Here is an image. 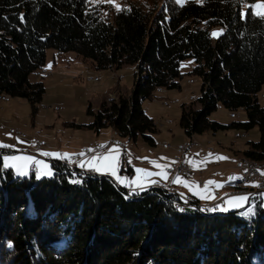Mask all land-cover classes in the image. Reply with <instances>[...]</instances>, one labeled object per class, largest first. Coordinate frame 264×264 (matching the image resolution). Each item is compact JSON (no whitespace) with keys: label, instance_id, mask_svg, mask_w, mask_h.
I'll return each mask as SVG.
<instances>
[{"label":"trees","instance_id":"obj_1","mask_svg":"<svg viewBox=\"0 0 264 264\" xmlns=\"http://www.w3.org/2000/svg\"><path fill=\"white\" fill-rule=\"evenodd\" d=\"M256 1L125 0L118 11L89 0H0V97L23 98L37 110L45 85L30 75L44 67L49 48L74 51L97 70L135 66L130 95L90 109L91 126L155 144L146 133H157L156 125L143 103L157 89H180V64L190 57L201 87L183 105L186 136L257 127L260 139L248 141L244 155L262 162L264 18L249 6L243 15ZM216 25L224 31L214 39ZM220 104L234 115L243 109L247 120H212ZM5 153L0 149V264H264L260 203L254 217L219 211L224 205L180 212L175 204L184 197L176 192L152 186L132 193L67 161H52L51 177L38 179L37 170L17 176L5 167Z\"/></svg>","mask_w":264,"mask_h":264},{"label":"rangeland","instance_id":"obj_2","mask_svg":"<svg viewBox=\"0 0 264 264\" xmlns=\"http://www.w3.org/2000/svg\"><path fill=\"white\" fill-rule=\"evenodd\" d=\"M124 1L115 0V3H104L110 4L117 10L115 5L119 4L122 8ZM186 1L182 0L179 4H184ZM257 2L259 0L244 5L243 15H246L249 5ZM98 3H91V5L96 6ZM252 10L254 13L256 11L264 12V9L254 10L252 8ZM223 31L224 27L221 25L213 26L210 29L214 39L218 38ZM213 32H217V35L213 36ZM193 64L194 60L190 57L181 61L180 89H157L153 99L144 101V110L156 125L157 133H146L147 136L155 139L156 144H153L143 135L133 139L119 134L110 125L100 129L91 126L94 122V115L89 112L90 109L95 113L100 112L105 105L109 106L113 101L118 102L122 97L130 95L134 84L135 66L123 65L117 68L97 70L74 51L61 52L49 48L44 67L30 75L31 81H42L45 85V94L38 104V109L33 110L31 104L23 98L0 97V143L13 146L1 147L7 151L3 154L4 165L7 156H30L33 160L28 162L26 168H23V172L26 174L21 175L16 167H9L14 170L17 176L31 177L33 171H36L32 167L35 164L38 173L35 177L41 179L54 174L51 165L54 160H73L74 157L79 156L83 158L82 162L86 163L92 157L107 154L115 147L119 153L117 174L121 178H128L129 183L121 182L107 170L98 172L89 167H85V169L97 175L109 176L129 192L144 191L155 186L156 182H162L172 190L175 189L171 185L175 187L182 197L196 196L202 202H207L209 197H215L217 194H222L221 197L226 195L227 205L223 208H227V211L238 210L244 216L254 217L256 215V200H250L249 194L245 192L252 186L253 188L257 186V183L248 181L244 184L242 192L237 191L232 194V191H236L234 185L227 182H230L228 175L233 170H236L237 174L240 173V163L242 167V159L246 157L244 151L241 153L242 149L239 147H248V141H258L260 139L259 130L257 127L249 131L243 128L228 127L217 132L208 131L195 137H186L180 127L183 105L188 106L195 101L200 95L201 87L199 76L191 74ZM257 98L264 107V86L257 93ZM236 113L234 115L233 111L220 104L218 109L212 113L211 119L225 125L234 121L244 122L247 120L243 109L237 110ZM169 130H172L175 135H171ZM226 148L233 151L236 149L237 153L223 154L222 149ZM45 152L70 155H44ZM183 152H186L184 161L191 172L186 175H178L183 177L191 187L175 183V178L178 175L169 172L178 162V153ZM237 154L241 158L235 169L232 163H237ZM36 161L41 163L37 164ZM153 162L167 166L164 169L167 179L158 175L146 177L144 173L136 172L137 168L147 169L153 173L159 172L161 169L157 168ZM17 163L23 164V161ZM67 163L71 168L86 171L79 163L75 167H72L74 162L67 161ZM260 163L264 164V161ZM44 164L48 165L50 174H43L48 171L44 169ZM262 170L261 172L264 173ZM90 171L86 172L90 173ZM138 176L142 178V187L130 183ZM153 180L156 182L152 183ZM232 180L233 178H231ZM207 181H216L217 183L209 184L208 189L204 190V184ZM197 185L199 188L196 187ZM241 195L247 197L246 201L232 200V197ZM261 197L264 207V192H261ZM194 201L197 202L195 199ZM237 204L239 206H235ZM223 208L219 211L226 212L222 210Z\"/></svg>","mask_w":264,"mask_h":264},{"label":"snow or ice","instance_id":"obj_3","mask_svg":"<svg viewBox=\"0 0 264 264\" xmlns=\"http://www.w3.org/2000/svg\"><path fill=\"white\" fill-rule=\"evenodd\" d=\"M89 2L90 3H96V2H99V3H104V2L115 3V0H89ZM177 2L181 3L182 0H177ZM115 6H116L118 11L121 10L119 4H116ZM249 7L253 8L254 10L255 9H264V0H259V2L255 3L253 5H249ZM255 14L258 15V16H262V18H264V12L256 11ZM21 19H23V15L22 14H21ZM221 32H222V30H221ZM212 35L216 36L217 32H213ZM0 147L9 148V147H13V146L0 143ZM118 154H119L118 153V149L114 147L107 154H104V155H102L100 157H92L86 163L85 162H81L80 166L81 167H89V168L94 169V170H96L98 172L106 171V170L110 171L111 174L115 175L117 177V179L120 180L121 182L129 183L128 178H126V177L125 178H121L117 174V164H118L117 156H118ZM44 155L68 156L70 154H66V153L65 154H55V153H47V152H45ZM81 155H83V153H81ZM221 158H224V157H221ZM31 160H33V158L30 157V156H7V157H5V167H9V166L16 167L17 170L20 172V174L24 175L26 173L23 172V168H26L28 166V162L31 161ZM20 161H23V164L17 163V162H20ZM36 163L40 164L41 162L40 161H36ZM153 163H154V165L157 168L161 169L159 172L153 173V172H151V171H149L147 169H139V168L136 169V172L137 173H144L146 177H151L153 175H158V176H162L163 178L167 179V173L164 171V169L167 166L159 164L157 162H153ZM43 167H44V169L48 170V171H45L43 174H45V175L50 174V170L48 169V165L44 164ZM72 182L73 183H78L79 181L74 180ZM151 182L155 183L156 181L153 180ZM174 182L175 183H182L185 186L191 187L188 184V182L183 177H181L179 175L175 178ZM130 183L136 184V186H138V187H142L143 186L142 178L139 177V176L135 180L131 181ZM216 183H217L216 181H207V182H205L204 190L208 189V185L209 184H216ZM196 187L199 188L198 185ZM209 198H211V197H209ZM246 199H247V197L244 196V195L232 197V200H235V201H246ZM235 206H239V205L237 204ZM222 210L227 211L228 209L227 208H223Z\"/></svg>","mask_w":264,"mask_h":264},{"label":"built area","instance_id":"obj_4","mask_svg":"<svg viewBox=\"0 0 264 264\" xmlns=\"http://www.w3.org/2000/svg\"><path fill=\"white\" fill-rule=\"evenodd\" d=\"M185 153L186 152L178 153V155H177L178 162H177V164H175L173 169H171L169 171L171 174L176 173V175H178V174H185L186 175V174L191 172L190 168L188 166H186V164L184 162V154ZM81 162H82L81 158H76V160L72 164V167L77 166L78 163L81 164ZM32 167L37 170V167L35 166V164ZM240 172H241V174H240L239 178L235 179L234 185H237V181H240V179H245V178L256 179V177L258 175L256 173H253L252 171H247V170L246 171H240ZM155 186L160 188V189L169 190L170 192H175V191L171 190L170 188H168L167 185L162 184V183H157ZM260 192H264V187H257L255 191L251 192V194L256 195ZM223 205H224V200H219L218 202H215V203L204 204L201 202H196V201H194V198H189V197L184 198V202H179V203L175 204V206L185 207L186 209H189V210L199 208L202 211H209V209H211V208H219V207H222Z\"/></svg>","mask_w":264,"mask_h":264},{"label":"crops","instance_id":"obj_5","mask_svg":"<svg viewBox=\"0 0 264 264\" xmlns=\"http://www.w3.org/2000/svg\"><path fill=\"white\" fill-rule=\"evenodd\" d=\"M183 131V130H182ZM116 132L118 133V131L116 130ZM169 133L171 134V135H175L173 132H172V130H169ZM183 133H184V131H183ZM247 133V132H246ZM184 135H186L185 133H184ZM202 135V134H201ZM187 137V136H186ZM195 137V136H194ZM154 142H155V144H156V141H155V139H154ZM239 145H241V144H239ZM247 146V145H246ZM239 148H241L242 149V152L241 153H243V151H245V150H247L248 148H249V146L248 147H239ZM0 149H2L1 147H0ZM6 150V149H5ZM223 150V154H228V155H231L232 153H237V150L236 149H234V151L233 150H227V148L226 149H222ZM50 157V156H49ZM48 157V158H49ZM75 159H73V160H67V159H64L63 161H69V162H74L75 160H76V158H80L79 156H77V157H74ZM241 158V156L239 155V154H237V163H232V166H233V168H237V165H238V162H239V159ZM83 158H81V160H82ZM185 162V161H184ZM186 164V163H185ZM189 167V166H188ZM84 169H85V167H84ZM86 170V169H85ZM86 171H90V170H86ZM225 171H227V170H225ZM239 171H241V163H240V170ZM91 172V171H90ZM236 172V170H233L228 176V178H230V182H227V183H230V185L232 184V185H234V181H235V179H237V178H239V176H240V174H241V172L239 173V174H237V173H235ZM38 174V173H37ZM231 178H233V180L231 181ZM157 183H162V182H156L154 185H156ZM166 185V184H165ZM171 185V184H170ZM168 186V185H167ZM171 187L172 188H174L175 189V191L178 193V191H177V189L175 188V187H173L172 185H171ZM253 187V186H252ZM150 188V187H149ZM235 188V190L237 189L236 187H234ZM237 191H239V192H242V190H236V191H232L231 193L233 194V193H236ZM132 193H134V191H131ZM138 192V191H137ZM249 192V189H248V191L247 192H245V193H248ZM179 194V193H178ZM180 195V194H179ZM221 195L222 194H217V195H215V197H211L210 199H208V201L207 202H202L201 201V199H199L198 197H196V196H187V197H192V198H195L196 200H199V202H201V203H204V204H208V203H215V201L217 202V200H219V199H221V200H224V206L223 207H225L226 205H227V203H226V200H225V197H226V195L225 196H222L221 197ZM249 196H251L250 194H249ZM184 198H186V197H184ZM253 199H255L256 200V203L257 204H259L260 203V205H262V197H261V193H259L257 196H253ZM222 207V208H223Z\"/></svg>","mask_w":264,"mask_h":264},{"label":"bare ground","instance_id":"obj_6","mask_svg":"<svg viewBox=\"0 0 264 264\" xmlns=\"http://www.w3.org/2000/svg\"><path fill=\"white\" fill-rule=\"evenodd\" d=\"M183 149H185V148H183ZM242 160L243 161H242L241 171H246V170L247 171H252L253 173H256L258 175H257L256 179H253V178L240 179V181H237V185H234V187L237 188L236 190H238V189H241L242 190L245 183H247L248 181H254V182L257 183V186L254 185L255 186L254 188L252 187L251 189H249V192L248 193L251 194V192L252 191H255L257 187H264V173L261 172V169L264 170V164H261L260 162L253 161V160L248 159V158H244ZM173 191H175V190H173ZM189 198H191V197H189ZM176 208L180 212H185L186 210H188L185 207H180V206H176ZM216 209L217 208H211V209H209V211L210 212H213Z\"/></svg>","mask_w":264,"mask_h":264}]
</instances>
